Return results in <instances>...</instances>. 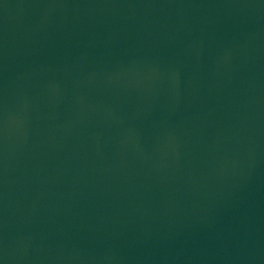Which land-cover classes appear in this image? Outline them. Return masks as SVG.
Returning a JSON list of instances; mask_svg holds the SVG:
<instances>
[{
    "label": "water",
    "instance_id": "1",
    "mask_svg": "<svg viewBox=\"0 0 264 264\" xmlns=\"http://www.w3.org/2000/svg\"><path fill=\"white\" fill-rule=\"evenodd\" d=\"M0 264H264V0H0Z\"/></svg>",
    "mask_w": 264,
    "mask_h": 264
}]
</instances>
